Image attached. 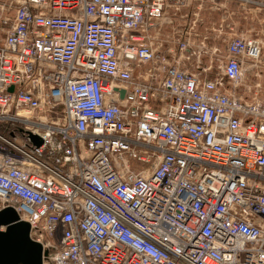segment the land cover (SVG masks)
Listing matches in <instances>:
<instances>
[{
    "label": "built area",
    "instance_id": "obj_1",
    "mask_svg": "<svg viewBox=\"0 0 264 264\" xmlns=\"http://www.w3.org/2000/svg\"><path fill=\"white\" fill-rule=\"evenodd\" d=\"M188 3L0 0V211L42 264H264V34L193 68Z\"/></svg>",
    "mask_w": 264,
    "mask_h": 264
},
{
    "label": "crops",
    "instance_id": "obj_2",
    "mask_svg": "<svg viewBox=\"0 0 264 264\" xmlns=\"http://www.w3.org/2000/svg\"><path fill=\"white\" fill-rule=\"evenodd\" d=\"M256 1L264 3V0ZM170 17L172 25L164 27L163 38L168 46L186 38L193 42L186 62L193 68L208 66L214 58L213 51H223L230 30L264 34V8H239L236 0H189L178 12L171 11ZM201 42H205V49L197 53Z\"/></svg>",
    "mask_w": 264,
    "mask_h": 264
},
{
    "label": "water",
    "instance_id": "obj_3",
    "mask_svg": "<svg viewBox=\"0 0 264 264\" xmlns=\"http://www.w3.org/2000/svg\"><path fill=\"white\" fill-rule=\"evenodd\" d=\"M31 139L37 146L42 144L38 137ZM0 229H3L0 231V264H42L47 252L30 239L29 225L20 221L12 208L0 211Z\"/></svg>",
    "mask_w": 264,
    "mask_h": 264
},
{
    "label": "rangeland",
    "instance_id": "obj_4",
    "mask_svg": "<svg viewBox=\"0 0 264 264\" xmlns=\"http://www.w3.org/2000/svg\"><path fill=\"white\" fill-rule=\"evenodd\" d=\"M215 69V67H213ZM240 93L243 95L242 90H240ZM261 99H264V96H261Z\"/></svg>",
    "mask_w": 264,
    "mask_h": 264
},
{
    "label": "snow or ice",
    "instance_id": "obj_5",
    "mask_svg": "<svg viewBox=\"0 0 264 264\" xmlns=\"http://www.w3.org/2000/svg\"><path fill=\"white\" fill-rule=\"evenodd\" d=\"M3 229H0V231H2Z\"/></svg>",
    "mask_w": 264,
    "mask_h": 264
}]
</instances>
